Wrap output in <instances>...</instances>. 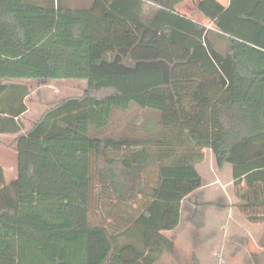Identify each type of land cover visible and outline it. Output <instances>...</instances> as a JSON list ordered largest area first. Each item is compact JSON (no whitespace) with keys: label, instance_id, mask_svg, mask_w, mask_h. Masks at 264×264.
<instances>
[{"label":"trees","instance_id":"trees-1","mask_svg":"<svg viewBox=\"0 0 264 264\" xmlns=\"http://www.w3.org/2000/svg\"><path fill=\"white\" fill-rule=\"evenodd\" d=\"M183 1L0 0V134L17 136L18 162L10 183L0 165V264H157L175 247L165 233L182 203L203 187L205 150L231 166L246 220L264 225V0L201 1L217 32L179 12ZM112 16L138 38L117 36ZM50 79L87 86L24 133L20 82ZM205 90L225 101L219 129H187L183 107ZM133 110L129 133L102 136Z\"/></svg>","mask_w":264,"mask_h":264},{"label":"rangeland","instance_id":"rangeland-1","mask_svg":"<svg viewBox=\"0 0 264 264\" xmlns=\"http://www.w3.org/2000/svg\"><path fill=\"white\" fill-rule=\"evenodd\" d=\"M70 7L83 8L78 5ZM215 44L220 49L227 46L221 40H215ZM0 52H5L2 40ZM20 83L29 88L30 114L33 119L38 120L52 104L69 97L82 96L87 86L86 82L78 80H30ZM136 114L135 110L117 113L114 123L102 136H114L124 130L129 133L128 129ZM142 130L137 127L135 134L142 135ZM1 139L0 164L10 183L17 176V154L8 146L15 136ZM211 153L210 150H205V159L197 167L204 180L203 188L186 200L179 226L174 231L165 233L174 241L175 247L170 253H164L157 264H264V231L249 223L236 206L234 209L229 208L230 198L225 195L230 196L232 189H235L224 182L228 175H232V168L226 165L224 174L219 173L220 176L223 175V180L218 182L213 175L217 172V165L215 159L212 160ZM248 237H254L255 242L260 245H256Z\"/></svg>","mask_w":264,"mask_h":264},{"label":"crops","instance_id":"crops-1","mask_svg":"<svg viewBox=\"0 0 264 264\" xmlns=\"http://www.w3.org/2000/svg\"><path fill=\"white\" fill-rule=\"evenodd\" d=\"M203 0H184L183 2H181L180 4L177 5L176 9L187 15L189 18H191L194 22H196V24H198L200 27H205L208 30H211L213 32H217L214 28H212L211 23L208 21V19L199 11L198 9V5L200 4V2ZM222 5H224L226 8L230 6L231 0H218ZM64 2L68 5H78L80 7L83 8H95V7H99L104 5L102 3V0H76V1H72V0H64ZM113 20H115L116 23V29H117V36H122L125 34H129V36L133 39V38H138L137 34L139 35V29H137V27H135V25L131 22H128L120 17H113ZM142 36V35H141ZM147 40H145L143 43L145 44H149L151 42V38H159L158 36H152V37H148L146 36ZM209 37L211 38V40H213V42H215V37L214 35L210 34ZM159 40V39H158ZM215 49L221 53H227L228 52V48L226 46V48L224 49H220L218 48V46L215 44L214 45ZM191 67L195 70H199V66L195 63H191ZM208 77H205V79ZM208 79H206L207 81ZM30 81V80H27ZM25 81V82H27ZM210 81H212V79H210ZM27 86V85H26ZM220 92V91H219ZM220 94H222V92H220ZM30 95L26 98V105L28 107V110L23 114L22 118H23V125H24V133L26 131H29L30 129L33 128L34 123L37 122L38 118H34L31 116L30 112L31 109L29 107L28 104V99H29ZM202 100L205 101V104L202 103ZM225 101L224 100H219V96H216L213 94L212 91H208L205 90V94L203 95H196L193 96L190 99V103L185 104L184 111H183V116H184V121H186L185 126L187 127V129H219L218 123L216 121V109L218 105H222L224 104ZM176 119L180 122L181 116L178 114V111H176ZM181 123V122H180ZM6 136H13V135H7V134H0V141L2 140V137H6ZM15 136V135H14ZM17 136H15L16 138ZM211 158L214 161V156L211 153ZM1 165V164H0ZM226 166V165H225ZM223 168H218L217 167V172H214L213 175H215V179H217L218 182L222 181V176L219 175V173H223L224 174V170L226 167ZM6 174V173H5ZM201 174V173H200ZM202 176V175H201ZM221 180H220V178ZM17 178V176H15L14 180ZM203 178V177H202ZM227 180L226 182H224V184H228V186H232L234 187V179L232 177V175H228L227 176ZM204 181V180H203ZM216 182V183H218ZM215 183V182H214ZM242 187H244V184H242ZM203 188V187H202ZM202 188H200L199 190H201ZM235 189V188H234ZM199 190L195 191L194 193H192L191 195H189L186 200H189V198H191L193 195L197 194V192H199ZM228 196V198H230L229 200V208H235V206H237V204L239 205L244 204V200L242 201L240 198H238V196L236 195L235 190L232 189L230 196L229 195H225ZM186 200L182 203V208L183 205L185 204ZM238 208V207H237ZM253 226H255L258 230H262L264 231V225L261 224H253ZM264 237V236H263ZM249 238V237H248ZM249 240H252L253 242L256 241V239L253 238H249ZM256 245H260L259 243L255 242ZM264 247V246H263ZM264 249V248H263Z\"/></svg>","mask_w":264,"mask_h":264}]
</instances>
